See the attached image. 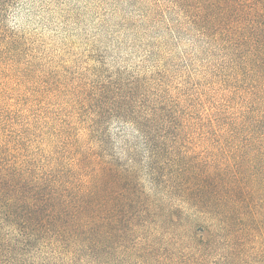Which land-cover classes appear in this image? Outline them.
Returning <instances> with one entry per match:
<instances>
[{"label": "trees", "instance_id": "16d2710c", "mask_svg": "<svg viewBox=\"0 0 264 264\" xmlns=\"http://www.w3.org/2000/svg\"><path fill=\"white\" fill-rule=\"evenodd\" d=\"M27 1L0 0V52ZM152 6L210 57L191 87L110 74L54 112L0 105V264H264V0Z\"/></svg>", "mask_w": 264, "mask_h": 264}, {"label": "rangeland", "instance_id": "374dc122", "mask_svg": "<svg viewBox=\"0 0 264 264\" xmlns=\"http://www.w3.org/2000/svg\"><path fill=\"white\" fill-rule=\"evenodd\" d=\"M152 2L28 0L19 6L6 20L17 40L3 41L9 47L0 52V105L21 100L20 106L54 112L80 86L110 74L164 76L167 86L197 83L210 57L188 36L167 33Z\"/></svg>", "mask_w": 264, "mask_h": 264}]
</instances>
